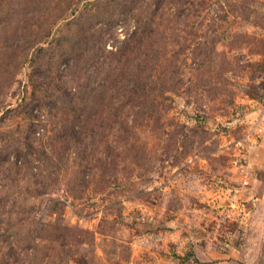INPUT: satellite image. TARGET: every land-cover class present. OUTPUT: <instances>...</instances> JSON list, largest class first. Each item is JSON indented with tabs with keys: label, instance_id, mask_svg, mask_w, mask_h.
<instances>
[{
	"label": "rangeland",
	"instance_id": "1",
	"mask_svg": "<svg viewBox=\"0 0 264 264\" xmlns=\"http://www.w3.org/2000/svg\"><path fill=\"white\" fill-rule=\"evenodd\" d=\"M0 264H264V0H0Z\"/></svg>",
	"mask_w": 264,
	"mask_h": 264
}]
</instances>
